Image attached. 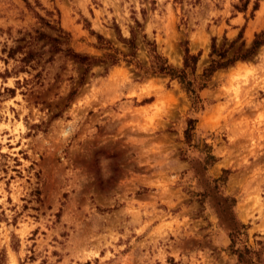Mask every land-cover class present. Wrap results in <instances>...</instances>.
I'll return each mask as SVG.
<instances>
[{
    "label": "rangeland",
    "instance_id": "obj_1",
    "mask_svg": "<svg viewBox=\"0 0 264 264\" xmlns=\"http://www.w3.org/2000/svg\"><path fill=\"white\" fill-rule=\"evenodd\" d=\"M241 29L229 56L264 29V0H0V264H242L233 249H264V43L213 73L198 111L135 66L149 41L175 67L200 52V73L212 38Z\"/></svg>",
    "mask_w": 264,
    "mask_h": 264
},
{
    "label": "trees",
    "instance_id": "obj_2",
    "mask_svg": "<svg viewBox=\"0 0 264 264\" xmlns=\"http://www.w3.org/2000/svg\"><path fill=\"white\" fill-rule=\"evenodd\" d=\"M41 18V17H40ZM48 26L49 23H46ZM241 29L237 35V38L230 41L227 46H224V42L221 43L220 46H216L215 38H212L210 52H209V63L206 67L202 69L200 73H197V62L200 57V52L195 54L191 53L187 46L183 48V58L181 67H175L168 63L167 59L157 52L156 46L154 42L145 41V47H147V53L149 54V65L147 67H142L138 62L135 63L136 68L143 73H154L160 74L165 77H168L170 80H177L180 84L181 88L185 91L190 103L191 108L194 111H198L203 108L202 100L199 96V92L207 87L209 81L212 78L213 73L218 69H224L228 66L233 65L236 61H245L248 59H252L255 55L257 49L264 43V29L255 34L250 46L244 47L245 42L242 40L238 47H236L231 55H228V51L233 47L234 43L237 39L242 37ZM36 38H44L46 37L48 41L57 42L59 45L63 43H67V39L62 41L56 37L47 36L40 30H36ZM100 37V36H99ZM134 35L129 40H125L130 47L131 53L130 55L134 57V52L136 50V46L133 43ZM225 39V38H224ZM18 47L10 48L8 51V56H13L17 51ZM56 49L62 50L61 47H57ZM66 54L69 55L74 61H77L81 64L85 65V70L89 68L93 59L86 54H80L74 51L71 48L66 50ZM110 57V56H108ZM33 58V53L28 50L21 58L20 62L22 65L28 64ZM118 60L117 57L113 56L111 59V64L116 63ZM132 58L128 60L131 62ZM74 91L71 92V94ZM196 119L188 118L186 120V127L184 129V139L186 143H190L193 140V131L195 129ZM207 163H213L215 161V156L210 152L205 156ZM223 172H227L226 169ZM220 178H217L218 180ZM231 247H233L234 238H230ZM261 244V242H258ZM233 252L237 254V259L242 264H264V249H251L250 247L244 246L243 249H233Z\"/></svg>",
    "mask_w": 264,
    "mask_h": 264
}]
</instances>
